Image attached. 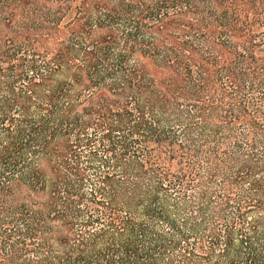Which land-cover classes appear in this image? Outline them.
<instances>
[{"label":"trees","instance_id":"obj_1","mask_svg":"<svg viewBox=\"0 0 264 264\" xmlns=\"http://www.w3.org/2000/svg\"><path fill=\"white\" fill-rule=\"evenodd\" d=\"M0 264H264V0H0Z\"/></svg>","mask_w":264,"mask_h":264}]
</instances>
